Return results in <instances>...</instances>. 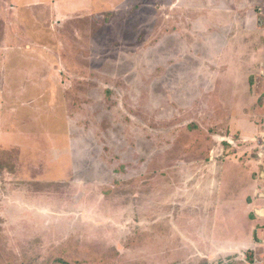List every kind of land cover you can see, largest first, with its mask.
Segmentation results:
<instances>
[{
  "label": "rangeland",
  "instance_id": "obj_1",
  "mask_svg": "<svg viewBox=\"0 0 264 264\" xmlns=\"http://www.w3.org/2000/svg\"><path fill=\"white\" fill-rule=\"evenodd\" d=\"M186 5L193 10L195 2L0 0V264H264V224L254 249L236 245L227 253L228 240L210 239L228 236L236 220L226 217L237 210L227 206L215 218L209 210L206 219L196 205H216L217 186L219 198L239 193L243 171L229 167L214 182L188 180L182 169L186 158L197 170L211 164L216 150L206 159L194 116L182 115L180 105L170 109L164 94L165 62L175 60V48L186 49L185 36L164 28L171 18L178 27ZM60 12L66 17L58 20ZM118 65L124 78L116 81ZM230 87L221 83L217 103L233 106ZM148 88L155 91L150 132L134 125L147 118L131 107ZM257 106L252 118L262 131ZM226 111L218 117L228 126ZM238 133L220 158L260 162L252 141L259 128L251 140ZM17 161L26 171H16Z\"/></svg>",
  "mask_w": 264,
  "mask_h": 264
},
{
  "label": "crops",
  "instance_id": "obj_2",
  "mask_svg": "<svg viewBox=\"0 0 264 264\" xmlns=\"http://www.w3.org/2000/svg\"><path fill=\"white\" fill-rule=\"evenodd\" d=\"M193 1L195 2V5H192L194 6L192 7L193 10H188L189 7L186 5L185 10L181 12L178 27L175 26V20L173 21L171 18L169 26L164 28L166 35L178 34L182 38L185 36L184 40L186 42L185 50L183 46L182 48L180 46L182 53L179 50L177 51V48L173 50L175 52V60L172 61L170 58L169 61L165 62L163 68L167 86L164 94L170 103V109L173 107V104L176 107L180 105L179 108L182 115L183 113H190L188 115L194 116V123L197 125L196 137L203 139L200 148H203L202 153L207 157L206 159H209L206 152L211 149L213 152L216 149L212 163H205L198 170L190 162L191 159L186 158V165L182 169L187 173L185 175H188V180H202L205 178L210 180L211 178L215 182L217 179H221L220 177L223 176V173L229 167L233 166L243 171L241 172L242 185L237 188V191H240L239 193L235 191L234 194L232 190L229 194L233 196H229L228 199L226 196L219 198L218 194H220L221 187L217 186L216 205L210 202L211 199L208 201V204V202H201L200 198L199 202L202 204H196H200L201 208L199 212L205 213L204 217L206 219H208L209 210L212 212L211 217L214 216V218L219 215L221 209L225 210L227 206H233L234 210H237V215L235 211V214L232 216L230 214L226 217L229 221L233 218L236 220L233 222L234 229L232 228V231L227 233L228 236L221 237L216 233V238L210 239L213 242L216 241L218 244L220 240L222 242L228 240L227 244L231 243V247L227 246L229 251L226 252L230 253L231 249L237 248L236 245H240L239 249L253 248L255 238L261 234L259 226L264 224V193L261 192V188L264 185L262 183L264 181V157L262 152L260 150L258 152V158L262 157L260 162L256 160V157L251 156H245L239 163L225 162V159L220 158V156L225 155L226 141L232 140L230 139V133L235 136L240 132L244 136L243 138L251 140L250 137L254 135L253 132L256 133L258 128L259 135L264 132V129L261 131L262 125L258 127L252 118V113L257 105L260 118L264 117V113H262L264 111L262 109L264 106V27L262 24L264 16L262 14L263 11L261 13L258 12L260 7H264V0ZM204 5L207 8L201 17L199 10H202V7L198 9V6ZM59 14L61 15H56V19L58 20L60 19L59 17H66V13L60 12ZM204 18L207 21V28L204 27ZM174 29H177V31H173ZM188 35L193 38L189 39ZM116 44L119 48L125 43L119 44L117 42ZM230 49L232 53L235 52V55L230 54ZM116 68V81L123 80L124 75H121L118 71L119 65ZM129 74V72L125 73L126 76ZM134 79L137 78L134 77ZM227 81L231 83V87L235 86V90L231 91L230 87L227 94L228 98L233 100V106L225 102L219 104L215 101L216 98L214 97L215 94L220 96L221 83ZM132 82L135 83L133 80ZM154 93L155 91L149 88L148 90L140 91V98L135 99H141V101L138 100L136 103H131L133 109L141 112V116L147 118V122H143L139 117L134 122V125H139L137 127H142L146 132L153 130L149 109L150 100L153 99ZM105 94L107 96L108 92L102 91V100ZM114 95L115 103L124 108L122 93L116 90ZM108 100L110 101L109 97ZM182 104L186 106H182ZM188 106H190V109L185 110L184 108ZM193 108L194 110H192ZM222 109L225 112H227V109H231L228 126H226L227 122L221 125V122L227 120L219 119V115L223 111ZM215 116L217 119H215ZM263 122L264 119L262 120ZM229 123H231L232 127H229ZM192 124V122H189L187 127ZM164 126L165 130H172L171 123ZM188 137V140L193 138ZM150 139V136H147V141ZM148 147L150 149V141H148ZM220 153L223 155H220ZM166 155V152H164L165 161ZM17 163L16 171L18 173L26 171L22 168L20 162L17 161ZM195 164L197 165V163ZM3 168H8L7 164H3ZM3 168L2 170H4ZM254 171H258L257 173L260 174L262 181L254 177ZM206 186L210 194H213V182L212 185L207 184ZM247 199L249 201H246ZM203 206L207 208H202ZM204 217L200 218L204 219ZM243 221L246 226L242 225ZM204 239L205 242H210L207 236ZM257 242L258 244L263 243L262 240Z\"/></svg>",
  "mask_w": 264,
  "mask_h": 264
},
{
  "label": "built area",
  "instance_id": "obj_3",
  "mask_svg": "<svg viewBox=\"0 0 264 264\" xmlns=\"http://www.w3.org/2000/svg\"><path fill=\"white\" fill-rule=\"evenodd\" d=\"M262 134H264V132H262L258 139H254L253 141H255L257 144V148L260 149V151L262 152V155L264 157V137L262 136Z\"/></svg>",
  "mask_w": 264,
  "mask_h": 264
}]
</instances>
